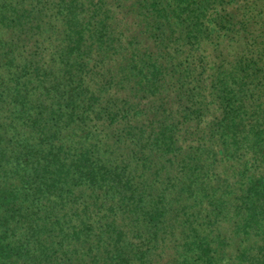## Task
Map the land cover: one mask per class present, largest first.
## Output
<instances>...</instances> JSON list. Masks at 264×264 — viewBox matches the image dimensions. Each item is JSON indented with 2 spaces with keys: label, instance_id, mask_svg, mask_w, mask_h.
I'll use <instances>...</instances> for the list:
<instances>
[{
  "label": "trees",
  "instance_id": "trees-1",
  "mask_svg": "<svg viewBox=\"0 0 264 264\" xmlns=\"http://www.w3.org/2000/svg\"><path fill=\"white\" fill-rule=\"evenodd\" d=\"M0 264H264V0H0Z\"/></svg>",
  "mask_w": 264,
  "mask_h": 264
}]
</instances>
